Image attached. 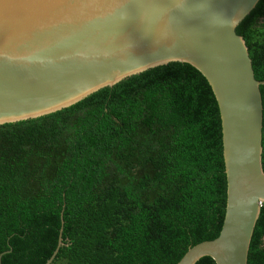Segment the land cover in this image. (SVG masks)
<instances>
[{
    "label": "trees",
    "instance_id": "16d2710c",
    "mask_svg": "<svg viewBox=\"0 0 264 264\" xmlns=\"http://www.w3.org/2000/svg\"><path fill=\"white\" fill-rule=\"evenodd\" d=\"M236 31L264 81V0ZM226 202L219 106L190 64L171 62L56 113L0 125V255L10 251L2 264H46L61 229L52 264H177L220 235ZM248 264H264V203Z\"/></svg>",
    "mask_w": 264,
    "mask_h": 264
},
{
    "label": "water",
    "instance_id": "95a60500",
    "mask_svg": "<svg viewBox=\"0 0 264 264\" xmlns=\"http://www.w3.org/2000/svg\"><path fill=\"white\" fill-rule=\"evenodd\" d=\"M259 1L0 0V125L56 113L171 62L190 64L219 106L227 202L220 235L177 264H248L264 203V81L236 29Z\"/></svg>",
    "mask_w": 264,
    "mask_h": 264
},
{
    "label": "clouds",
    "instance_id": "9594fccd",
    "mask_svg": "<svg viewBox=\"0 0 264 264\" xmlns=\"http://www.w3.org/2000/svg\"><path fill=\"white\" fill-rule=\"evenodd\" d=\"M215 16H223V13H217V14H215ZM219 26L224 27V26H231V25L230 24H223V25H219Z\"/></svg>",
    "mask_w": 264,
    "mask_h": 264
}]
</instances>
